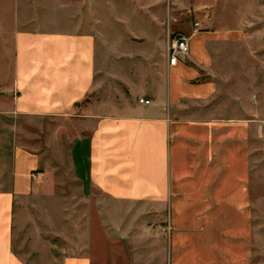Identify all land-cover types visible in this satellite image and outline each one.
I'll return each mask as SVG.
<instances>
[{
	"label": "crops",
	"instance_id": "1",
	"mask_svg": "<svg viewBox=\"0 0 264 264\" xmlns=\"http://www.w3.org/2000/svg\"><path fill=\"white\" fill-rule=\"evenodd\" d=\"M162 1L82 0L71 30L38 24L16 32L12 68L5 66L11 84L0 92V264H94L93 219L101 215L110 264L255 263L251 181L260 127L218 62L249 36L220 30L209 5ZM119 7L122 21L143 20L150 30L118 43L149 46L138 70L146 86L155 75L153 97L139 98L155 104L149 110L94 100L100 76L132 92L128 74L105 71L98 60L118 42L101 45V17L119 15ZM187 8L202 16L198 29L174 27ZM168 22L173 39L190 38V57L175 67L166 55ZM69 197L84 205L70 206ZM152 241L167 251L137 248L133 259L127 252Z\"/></svg>",
	"mask_w": 264,
	"mask_h": 264
},
{
	"label": "rangeland",
	"instance_id": "2",
	"mask_svg": "<svg viewBox=\"0 0 264 264\" xmlns=\"http://www.w3.org/2000/svg\"><path fill=\"white\" fill-rule=\"evenodd\" d=\"M82 0H0V92L11 84V71L5 75L8 67L12 68L14 56V39L16 32L24 33L34 30L38 24L42 30L64 32L68 26L70 30L75 25V6ZM182 6L187 7L189 4H206L219 21L220 30L236 29L242 30L249 39L245 44H235L227 47L223 55L218 56V62L221 67H224L227 77L230 79L227 83V88L239 96V105L248 111L250 116L258 120L260 133L258 140L254 141V172L252 176L253 197V219H254V237H255V263L264 264V0H181ZM186 1V2H185ZM170 0H163L162 6H165ZM172 2V0H171ZM182 6L180 8H182ZM122 11L119 15L111 13L109 16L101 17L99 33L104 39L101 40V45L106 46L105 42H117L112 47L114 53L99 52L98 60L100 67H105V71L111 72L116 70L121 74H128L126 82L131 89V95L126 96V88L123 85L116 84L114 89L121 92L116 94L113 87L110 86L107 76H100L101 83L100 91L94 94V100L100 104H110L114 102L117 111H123L126 105L142 108L139 103L140 96L153 97L150 89L155 86L152 81L153 76L150 72L151 80L149 85H145V81L141 79L138 70L143 63L148 64L150 54H148V45L137 44L129 46L127 44H118L119 38L125 39L126 35H141L150 33L147 30L146 23L143 20L132 22L122 21L124 16V7H119ZM211 8V9H210ZM214 8V9H212ZM214 10V11H213ZM181 18L175 19L173 25L175 28L184 26L185 24L194 26L201 21V15L192 12L191 8H187V12H181ZM185 15V17H183ZM106 17V18H105ZM167 22V21H166ZM166 55L168 58V46L173 40V30L169 28V22L166 23ZM172 26V23H170ZM68 28V29H69ZM69 31V30H68ZM253 36H257L253 40ZM137 39V37L132 36ZM130 44V43H129ZM111 49V50H112ZM255 53V54H254ZM10 63V64H9ZM7 64V68L5 67ZM10 70V69H9ZM131 71L133 74L131 75ZM11 72V74H10ZM153 76V77H152ZM164 78H167L166 72ZM224 88V86H223ZM126 89V90H125ZM112 92L110 93V91ZM107 97H110L107 99ZM127 100V101H125ZM112 105V106H113ZM145 106L147 109L154 107ZM167 110V106H165ZM111 111V108L104 109L105 113ZM247 116V115H245ZM251 119V118H250ZM66 171L65 167H62ZM70 173V172H69ZM49 201V199H48ZM47 201V202H48ZM51 202L53 200H50ZM69 205L75 207V204L80 206L83 203L76 202L75 198H68ZM53 203V202H52ZM72 203V204H70ZM59 205V202H58ZM72 210V208H71ZM53 212V222L60 224L57 218L59 214ZM74 213L69 214V229L70 236L75 238L76 228L73 224L75 219ZM99 219V218H98ZM94 216V223L97 229L94 230V242L96 245L93 249V255L96 257L94 264H110L112 259L109 251V246L106 239V230L103 224L102 215L100 219ZM101 223V225H100ZM97 224V225H96ZM103 224V225H102ZM165 235L169 234V223L166 225ZM143 252L158 253L164 252L168 247L166 245L160 247L155 241L144 244L143 242L137 246L129 245L127 252L132 254V259L136 255L138 249ZM165 250H163V249ZM167 251V250H166ZM133 261V263H132ZM131 264H143V260L139 263L138 260H132ZM121 264H124L121 262ZM160 264V261H159ZM166 264V263H165Z\"/></svg>",
	"mask_w": 264,
	"mask_h": 264
},
{
	"label": "built area",
	"instance_id": "3",
	"mask_svg": "<svg viewBox=\"0 0 264 264\" xmlns=\"http://www.w3.org/2000/svg\"><path fill=\"white\" fill-rule=\"evenodd\" d=\"M199 24L195 25V29L199 28ZM191 55L190 38L187 36H179L173 39L168 46V63L170 67H175L179 62H186ZM140 104L148 106L151 101L140 99Z\"/></svg>",
	"mask_w": 264,
	"mask_h": 264
}]
</instances>
